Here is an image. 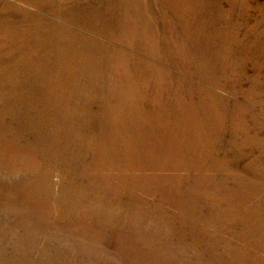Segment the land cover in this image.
<instances>
[{
    "label": "rangeland",
    "instance_id": "374dc122",
    "mask_svg": "<svg viewBox=\"0 0 264 264\" xmlns=\"http://www.w3.org/2000/svg\"><path fill=\"white\" fill-rule=\"evenodd\" d=\"M0 264H264V0H0Z\"/></svg>",
    "mask_w": 264,
    "mask_h": 264
}]
</instances>
